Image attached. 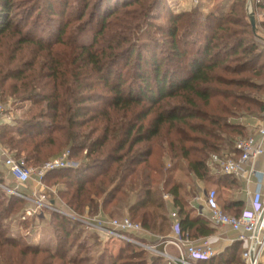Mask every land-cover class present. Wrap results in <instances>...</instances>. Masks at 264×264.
I'll list each match as a JSON object with an SVG mask.
<instances>
[{
	"label": "trees",
	"instance_id": "1",
	"mask_svg": "<svg viewBox=\"0 0 264 264\" xmlns=\"http://www.w3.org/2000/svg\"><path fill=\"white\" fill-rule=\"evenodd\" d=\"M140 1L74 0L75 4H71L69 0H61L64 8L61 15L67 10L72 15L61 19L63 25L58 23L56 40L46 42L29 36L22 23L11 19L15 0H0V37L12 32L17 35L20 46L38 48L31 69L29 66L24 71L12 70L9 78L17 82L12 84L13 89L2 90V94L46 103L45 109H38L36 113L31 110L25 114V119L19 118L17 128L1 124L0 144L17 157H23L28 165L35 164L33 167L59 155L64 148H69L72 159L82 155L78 167L58 169L46 177L48 185H60V196L79 213L108 214L110 209L111 213L125 209L131 219L144 228L168 234V204L159 196L157 188L162 185L173 199L171 205L179 214L182 229L193 238L206 237L212 232L209 220L193 215L188 200L182 196V184L177 178L179 163L185 160L189 172L199 181L220 183L229 189L236 185L237 178L224 174L219 166H216L217 179L210 176L211 155L234 156L236 142L249 137L252 131L238 122H229L223 127L222 119L216 115L205 116L208 125L195 124L192 120L201 117L197 99L210 105L211 95L205 86L214 82L249 86L253 91H260V97L245 96L256 110L249 108V112L241 114L262 115L264 48L259 40L264 37V18L257 28V31L262 30L263 35H259L250 23L247 0H231L235 4L221 12L210 6L205 11L206 0H199L205 12L196 8L192 13L172 16L167 28L170 50L164 57L158 53L160 40L154 34L158 31L157 25L150 17L149 20L144 18L145 11L130 10L137 5L145 8L146 4ZM254 3L264 12V0H254ZM46 8L51 14L62 13L57 12L51 0H47ZM96 10H101L95 15L100 28L90 34L94 30L91 15L94 16ZM88 13L89 18H85ZM31 16L27 14V20ZM74 23L80 24L77 30L81 33H77L71 53L63 59L61 54L55 53V47L64 44L63 38L72 41L70 37L76 32ZM199 34L205 40L190 57L192 48L186 45H195ZM189 35L195 36L190 40ZM42 53H45L43 59L38 62ZM228 61H234L232 68L236 75L247 71L252 75L251 80L237 82L221 78L218 71L227 69ZM5 74L8 72L0 68L2 89ZM31 85L33 90H22ZM36 89L42 94H36ZM172 99L182 102L168 106L166 101ZM167 126L171 137L158 142L157 146L150 144L162 136ZM193 131L202 132L212 142L199 140L202 148L196 150L190 144L198 141L190 134ZM145 144L151 146L143 148ZM55 146L57 152H50L49 147ZM166 157L171 159L169 167L164 160ZM52 179L56 180L51 184ZM9 198L13 202L0 205V220L22 208L23 200ZM221 206L228 214L238 216L243 211L244 201L230 197ZM54 221L59 233L56 249L52 250L3 230L1 220L0 264H84L77 256H69L68 250L79 224L60 215L54 216ZM20 223L28 228L30 220ZM242 250L243 244L237 242L214 259L198 264H242ZM40 254L44 256L38 260ZM146 254L142 249L134 252L127 249L118 257L100 255L96 261L91 260V264H142ZM29 255L32 258L27 262ZM156 257L167 264L162 257Z\"/></svg>",
	"mask_w": 264,
	"mask_h": 264
},
{
	"label": "rangeland",
	"instance_id": "2",
	"mask_svg": "<svg viewBox=\"0 0 264 264\" xmlns=\"http://www.w3.org/2000/svg\"><path fill=\"white\" fill-rule=\"evenodd\" d=\"M55 4V8L58 11L62 13H54L51 14L50 10L46 8V2L47 0H15V9L12 13L11 19L14 18L17 23H22L24 25V31L29 34V36L34 38L42 39L46 42L49 41V39H55L59 35L58 30V23L60 22V25H63L64 22L61 21L63 18L64 20L69 18L72 14L67 11L62 16L64 8L60 5L61 0H51ZM71 4L74 3V0H69ZM96 0H93V2ZM234 1V0H233ZM141 3L146 4V7L141 9L139 5L135 6L133 9L134 12H137V10L145 11L147 13V16L144 17L145 19L152 21L153 24L157 25L155 28L158 29L154 31V34H156L157 39L160 40V44L158 46V53L161 56L166 57L170 50V42L171 39L167 34V28L169 27V23L172 19V16L175 14H179L182 12H193L196 8H200L201 12H205L208 10L209 6L210 9L217 10L218 12H221V10H229L230 6L233 3L231 0H206V7L205 11L203 10V2H196L195 0H141ZM40 3L39 7L38 4ZM211 3V4H210ZM75 4V3H74ZM153 6L152 9L150 6ZM36 6V7H35ZM204 6V7H205ZM35 7V8H33ZM226 7V8H225ZM150 9V10H149ZM91 10L93 8L91 7ZM254 12L257 20V28L259 27V23L264 18V12L259 11L254 3V0H247V12ZM90 12V11H89ZM32 14L31 18L27 20V14ZM101 13V10L97 11L96 14L91 15V18L93 19V25L92 28H94L93 31H90V34H92L95 30H98L100 28V25L98 24V18L95 17V15ZM149 14V15H148ZM116 16V15H115ZM113 16L112 19L115 17ZM89 18L88 15L85 16V18ZM150 21V22H151ZM77 23V22H75ZM75 31L73 32L70 39L72 41H67L66 38H63L65 41L64 44L59 43L55 47V53L61 54V57L63 59L66 58L68 54L71 53V49L75 43V39L77 38V33H81V30H77L80 24H75ZM259 35L262 34V30L256 31ZM197 35V33L195 34ZM193 35V37L195 36ZM191 35H189L190 40L193 38ZM17 35L10 32V34H7L3 37H0V68H4L8 74H5L3 76L4 85L5 88H0V102L5 104L8 108L9 117L11 120V124H6L8 127L11 128H17V122L19 118L25 119L29 111H33V113H36L38 109H45V102L37 101L38 105H36V101L28 100L26 98L17 97L15 95H8V94H2V90H6V88H12V84H15L17 81L15 79H10L9 76H11V71H20V70H26L25 68L33 64L36 56L38 55V48L35 45H27L24 44L22 46L19 45L17 41ZM204 36L198 35V41L195 45H186L188 48H192L190 53V57L194 56L196 54V48L199 46V44H202L204 42ZM21 47V48H20ZM45 53L39 54L40 57L37 59L38 62H40L43 59V55ZM170 58V57H167ZM228 68L225 70H219V76L227 81H232L233 79L237 82H245L247 79L251 80V74H249L247 71L245 73H239L236 75L235 68H232V65L234 64V61H228L226 62ZM3 64H6L3 65ZM36 68V67H35ZM245 70V69H244ZM12 71V72H13ZM29 72V71H28ZM39 72H36L37 74ZM246 79V80H245ZM248 80V81H249ZM20 84V83H19ZM205 88L209 91L211 95L210 105L206 103L203 99H197L198 107L200 116L199 118H195L192 120L195 124H202V125H208L209 122L205 121L204 118L207 114L210 115H216L220 120L222 119V126L225 127L226 124L229 122H238V123H244V118L248 116L249 114H241L242 112H249L251 110H256V106L252 105L245 99V96H256L260 97L261 92L260 91H253L249 88V86L244 87L243 85H234L233 83L231 85H227L225 83H211L209 85H206ZM32 89L33 86H29L26 88H22V90L25 92V90ZM36 94H42V92L38 89H36ZM168 106H176L177 104H180L182 102L181 99H172L166 101ZM172 104V105H171ZM37 106V107H36ZM35 107L37 109H35ZM213 108V110H212ZM245 110V111H244ZM259 114H257L258 116ZM256 116V115H253ZM245 124V123H244ZM91 126V125H90ZM94 127H97L95 125ZM220 128V127H216ZM251 130V127H248ZM89 129V128H88ZM87 130V129H85ZM218 130V129H217ZM170 129L169 126H167L163 132L162 136L157 138L153 141V143L150 144H156L162 141L163 139L171 137L170 135ZM174 133V132H173ZM193 138H195L198 141H195L194 143H190L193 148L196 150L199 148H202V142L206 143L208 140L212 142V139H208L205 134L202 132H190ZM59 134H56L55 136H58ZM242 139V138H241ZM199 140H202L200 142ZM164 143V142H162ZM166 143V142H165ZM1 145V144H0ZM163 145V144H162ZM2 146V145H1ZM151 146L149 144H145L143 148ZM3 147V146H2ZM50 152H57V146L50 148ZM69 148H64L59 155H55L49 160H53L60 156L63 152L67 151ZM23 158V157H22ZM82 159V155L78 156L76 158H73L74 161H76V167L79 166ZM167 162V166H171L170 162L171 159L166 157L164 159ZM46 161V162H47ZM30 166L35 164H29ZM39 166V164H38ZM210 167L212 168L210 176L214 179H217L218 177V168L211 164ZM177 178L182 184V196L190 202L194 197L196 196V193H198V197L200 201H202V187H208L213 188L219 191L220 193V202H224L225 199H228V194H236V197L238 198V194L240 193V197L245 198V193H242V186L240 181H236V185L232 189V191L229 193L227 189H223V184L219 188L217 185H214L210 182H202L195 177L192 173L189 172L187 162L185 160H181L179 163L178 171H177ZM50 183L52 184L55 182L56 179H52ZM59 182V181H58ZM57 182V183H58ZM157 184H154L156 186ZM15 186V182L7 175L5 170L0 166V205L4 203V205H9V203L13 202L9 198V196H13L16 198H19L23 200L22 208L15 213H11L10 215H7V217L1 219L2 220V229L7 230L10 233H13V235H16L17 237H23L25 241H28L30 244L40 245L44 248H50L52 250L56 249L57 246V234L59 231L57 230L56 222L54 221V216L60 215L66 218H69L71 220L76 221L79 225L75 227L74 231V239L69 246V256H73L77 258H80L83 260L84 264H91V260H97L100 255H106V258H109L110 255H113L114 257H118L123 251L134 252L138 249H142L145 251L146 259L142 264H165L163 261L161 262L158 257H156L154 254H152L149 250L145 249L144 246H142L141 243H138L137 240L139 239L137 236H130V239L126 240H120V239H106L99 236L97 232H95L92 229H89L86 225H84L80 220L74 219L72 217H68L66 215H63L59 212H56L54 210H47L45 215L46 217L44 219L39 218L38 216L29 215L27 213V210L29 207H33L34 204L28 200H24L20 197H18L16 194L10 191L12 187ZM159 196H163L164 194H168V192L164 191V188L162 185L159 187ZM244 189V188H243ZM60 194V192H59ZM62 198V197H61ZM63 199V198H62ZM198 200V201H199ZM223 200V201H222ZM64 201V200H63ZM65 202V201H64ZM66 203V202H65ZM67 204V203H66ZM68 205V204H67ZM69 206V205H68ZM70 207V206H69ZM0 206V210H1ZM73 209V208H72ZM247 209L244 208V210ZM74 210V209H73ZM79 215H85L82 213L77 212ZM109 215L111 214V217H123V216H129L132 217L130 213L125 209H118L115 212L111 213V209L109 212H107ZM231 215H235L234 213L229 212ZM110 216V215H109ZM0 220V221H1ZM25 220H30V224L28 228L23 227L20 222H23ZM148 230V229H147ZM150 231V230H149ZM152 232V231H151ZM153 233V232H152ZM157 235H161L163 237H167L171 234V231H169L168 234H164L163 232H156ZM154 233V234H156ZM132 238V239H131ZM141 240V239H140ZM132 245V246H131ZM67 246V247H68ZM137 249H136V248ZM169 252L174 253L173 249L171 247H168ZM222 253V252H221ZM44 255L40 254L38 256V260L42 258ZM32 258V255H29L27 257V262H30ZM138 262V261H136ZM138 264V263H136Z\"/></svg>",
	"mask_w": 264,
	"mask_h": 264
},
{
	"label": "built area",
	"instance_id": "3",
	"mask_svg": "<svg viewBox=\"0 0 264 264\" xmlns=\"http://www.w3.org/2000/svg\"><path fill=\"white\" fill-rule=\"evenodd\" d=\"M2 123H11V120L7 106L0 102V125ZM235 149L236 156L212 154L210 165L219 166L224 174L233 175L249 185L257 173L252 163L264 156V112L256 133L239 139ZM76 163L71 158V151L67 150L57 158L33 167L29 166L24 158L17 157L14 152L0 145V166L16 182V186L10 191L34 204L27 210L29 215L35 214L44 219L47 210H54L80 220L89 229L106 239L128 240L130 236H137L138 243L155 256L162 257L167 264H198V262L214 259L223 249L218 248L212 239L224 240L221 227L227 226L236 234L235 238H225L228 246L236 242L243 244L242 264H264V181L256 182L253 192L247 189L251 197L250 207L238 216L224 211L216 189L203 190L202 197L205 200L198 207V211L209 217L212 233L206 237L193 238L189 232L182 229L179 214L173 211L170 215L171 234L163 237L147 230L140 222L132 220L129 216L118 218L103 213L95 215L76 213L61 198L60 185L46 183V177L50 172L75 167ZM171 198L170 194H164L165 200H171ZM141 235L151 237L154 241L145 240ZM168 247H171L174 253L169 252Z\"/></svg>",
	"mask_w": 264,
	"mask_h": 264
},
{
	"label": "crops",
	"instance_id": "4",
	"mask_svg": "<svg viewBox=\"0 0 264 264\" xmlns=\"http://www.w3.org/2000/svg\"><path fill=\"white\" fill-rule=\"evenodd\" d=\"M259 43H260V46L264 48V37H262V39L259 40ZM243 120H244L245 125H247V127H251V131H252L251 132V135H253L257 131V126H258V124H259V122L261 120V115H259V116H248V117H245ZM2 124H11V123H2ZM252 166L255 168V170H257V173H256V175L253 176L252 183L251 184L247 185V184H245V182L243 180H240V179H238L236 177L237 180L241 182V186H242L241 192L242 193H245V195H246L245 198L240 197V193L238 194V198L236 197V194H234V195L232 194V199L234 201H244V206L242 207L243 208L242 210H244V208H246V207L249 209V207H250L251 197L248 194L247 189L249 190V192H253L254 189H255L256 182H258L260 180L264 181V156H261L259 159H257L256 161H254L252 163ZM200 183H202V181H200ZM15 186H16V182H15ZM220 186H222V185L220 183H218L217 187L219 188ZM210 189H213V188H208V187H205V186L202 187V191L203 190L206 191V190H210ZM223 189H224V187H223ZM225 189H227V191L229 193L231 191H232V193H234L232 189H229V188H225ZM218 195H219V202H220L221 198H220L219 191H218ZM197 197H198V193H196V196L194 197V199H192L189 202V206L193 210V215H196V216L197 215H200V216H203V217H205V218H207L209 220V217L207 216V214H200L199 211H198V207L204 203V200L205 199L203 198L202 201H200L199 198H197ZM228 197H231V195L228 194ZM163 199H164V197H163ZM165 202L168 204V209H169V211H168V217H169V221H170V231H172V219H171L170 215H171V212L174 211V209L172 208V205H171L172 202H173V199L171 198V200H165ZM220 205H222L221 202H220ZM210 223L211 222L209 220V224ZM210 228H211V231H212L213 229L211 227V224H210ZM221 230L223 232L224 240H219V239L213 238L212 239V242H214V244L218 248H221V250L223 249L221 251V252H223L226 248H228L230 246V245L228 246V243H227L228 241L225 238H228V239L235 238L236 234L229 227H227V226L221 227ZM142 237L145 238V240L154 241L153 238H151V237H146V236H142Z\"/></svg>",
	"mask_w": 264,
	"mask_h": 264
},
{
	"label": "water",
	"instance_id": "5",
	"mask_svg": "<svg viewBox=\"0 0 264 264\" xmlns=\"http://www.w3.org/2000/svg\"><path fill=\"white\" fill-rule=\"evenodd\" d=\"M248 16H249V20H250V23L252 25L253 31L256 33V31H257L256 16H255L254 12H252V11L249 12Z\"/></svg>",
	"mask_w": 264,
	"mask_h": 264
}]
</instances>
